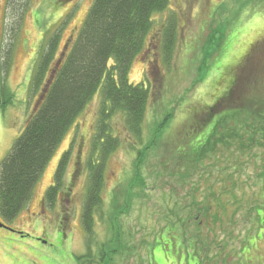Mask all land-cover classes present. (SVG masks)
Wrapping results in <instances>:
<instances>
[{
  "label": "rangeland",
  "instance_id": "rangeland-1",
  "mask_svg": "<svg viewBox=\"0 0 264 264\" xmlns=\"http://www.w3.org/2000/svg\"><path fill=\"white\" fill-rule=\"evenodd\" d=\"M94 1L0 0V65L9 62L8 71L0 66V88L12 96V104L0 108V168L39 105L30 90L36 59L59 30L55 59L69 52ZM169 1L167 11L153 17L147 48L129 72L131 84L151 87L140 136L126 130L122 115L108 120L121 144L104 160L91 250L82 214L87 165L90 158L102 160L100 150L93 154L102 86L54 153L27 207L0 228V264H80L78 257L89 251L96 264H264V131L249 138L231 120L218 126L199 163L192 153L206 146L225 114L200 130L192 123L230 90L240 67L249 64L254 93L264 100V42L258 43L264 0ZM170 21L177 28L168 66L163 44ZM204 56L212 60L203 64ZM257 121L264 128V120ZM69 150L62 190L50 205L45 193ZM190 243L202 262L187 252Z\"/></svg>",
  "mask_w": 264,
  "mask_h": 264
},
{
  "label": "trees",
  "instance_id": "trees-1",
  "mask_svg": "<svg viewBox=\"0 0 264 264\" xmlns=\"http://www.w3.org/2000/svg\"><path fill=\"white\" fill-rule=\"evenodd\" d=\"M169 4V0H95L69 52H62L55 59L61 30L42 49L36 59L30 85L31 93L39 95V105L30 116L23 134L16 139L10 153L1 163L0 216L5 223L16 219L27 207L54 153L102 86L103 105L93 141V154L100 150L102 160L93 162L90 158L87 165L90 182L82 214L87 244L91 250L94 213L103 202L104 160L121 144L120 137L113 136L108 120L120 114L124 117L126 130L133 136H140L151 100V87L149 83L146 87L144 84H131L129 72L134 61L147 48L148 39L154 30L153 17L167 11ZM176 28L175 21H170L164 29L163 54L168 66L174 54ZM207 59L212 60L204 56L202 63L206 64ZM4 63L0 66L8 71L9 62L6 65ZM248 66L245 64L238 69L230 90L215 104L199 112L202 113L201 118L192 123L193 130H200L209 125L215 116L225 114L206 146L200 152L192 151L197 163L210 153L209 148L216 138L219 125L227 126L232 120L237 124L236 130L251 134L249 138H255L258 132L264 131V128L255 124L257 120H264V100L254 93L257 79H251ZM251 69H255L254 66ZM236 92H239V97L234 99ZM4 94L0 108L12 104V96L6 98ZM258 106H262V111ZM138 155L142 160L144 151ZM69 157L70 150L60 159L53 184L45 193V200L50 205L55 204L62 190ZM136 177L134 182L139 183V171ZM190 250L200 257L191 243L187 246V252ZM93 260L94 255L90 251L86 256L78 257L80 264H96Z\"/></svg>",
  "mask_w": 264,
  "mask_h": 264
},
{
  "label": "water",
  "instance_id": "water-1",
  "mask_svg": "<svg viewBox=\"0 0 264 264\" xmlns=\"http://www.w3.org/2000/svg\"><path fill=\"white\" fill-rule=\"evenodd\" d=\"M1 103H2V95H1V88H0V105ZM0 228H7V227L2 222H0ZM9 230L13 231L12 229H9Z\"/></svg>",
  "mask_w": 264,
  "mask_h": 264
},
{
  "label": "flooded vegetation",
  "instance_id": "flooded-vegetation-1",
  "mask_svg": "<svg viewBox=\"0 0 264 264\" xmlns=\"http://www.w3.org/2000/svg\"><path fill=\"white\" fill-rule=\"evenodd\" d=\"M260 42H264V38L259 39V40H258V43H260ZM259 45H261V44H259ZM262 45H263V44H262ZM255 46H257L256 43H254V45H253V47H252V50L255 49Z\"/></svg>",
  "mask_w": 264,
  "mask_h": 264
}]
</instances>
